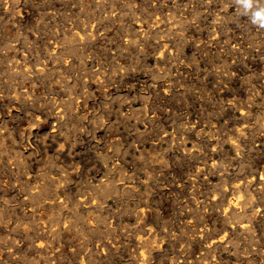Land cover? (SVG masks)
<instances>
[{"label": "rangeland", "instance_id": "1", "mask_svg": "<svg viewBox=\"0 0 264 264\" xmlns=\"http://www.w3.org/2000/svg\"><path fill=\"white\" fill-rule=\"evenodd\" d=\"M263 172L236 0H0V264H264Z\"/></svg>", "mask_w": 264, "mask_h": 264}, {"label": "clouds", "instance_id": "2", "mask_svg": "<svg viewBox=\"0 0 264 264\" xmlns=\"http://www.w3.org/2000/svg\"><path fill=\"white\" fill-rule=\"evenodd\" d=\"M236 3L241 6L244 14L250 13L251 22L264 28V6L260 0H236Z\"/></svg>", "mask_w": 264, "mask_h": 264}, {"label": "bare ground", "instance_id": "3", "mask_svg": "<svg viewBox=\"0 0 264 264\" xmlns=\"http://www.w3.org/2000/svg\"><path fill=\"white\" fill-rule=\"evenodd\" d=\"M96 28V27H95ZM78 34V33H77ZM96 37V36H95ZM80 39V38H79ZM39 45V44H38ZM56 51V50H55ZM244 63V62H243ZM44 68V67H43ZM6 69V68H5ZM19 78V77H18ZM260 78V77H259ZM262 79V78H261ZM32 84V83H31ZM46 107V106H45ZM244 109V108H243ZM249 110V109H248ZM36 111H38V110H36ZM39 112V111H38ZM249 112V111H248ZM40 113V112H39ZM42 116V115H41ZM35 120V119H34ZM240 125V124H239ZM179 129V128H178ZM246 129V128H245ZM205 130V129H204ZM245 132V131H244ZM181 133V132H180ZM180 135V134H179ZM183 138V137H182ZM246 138V137H245ZM187 147V146H186ZM206 148V147H205ZM63 152V151H62ZM107 156V155H106ZM108 157V156H107ZM105 159V158H104ZM70 160V159H69ZM219 160V159H218ZM190 165H192V164H190ZM218 166V165H217ZM224 166V165H223ZM229 172V171H228ZM195 173V172H194ZM264 173V172H263ZM197 174V173H196ZM243 174H244V171H243ZM235 176V175H234ZM253 176V175H252ZM262 176V175H261ZM229 177V176H228ZM254 177V176H253ZM253 177H251L249 180H252V178ZM263 177V176H262ZM207 178V177H206ZM227 178V177H226ZM237 178V177H236ZM194 179V178H193ZM257 179V178H256ZM255 179V180H256ZM237 180V179H236ZM197 181V180H196ZM208 181V180H207ZM226 181V180H225ZM224 181V184H226V182ZM233 181H235V180H233ZM264 181V180H263ZM112 182V181H111ZM200 182V181H199ZM230 182V181H229ZM237 182H239V181H237ZM241 182V181H240ZM253 182V181H252ZM257 182V181H256ZM222 183H223V180H222ZM228 184V183H227ZM231 184V183H230ZM245 184V183H244ZM243 185V184H242ZM246 185V184H245ZM251 185V184H250ZM236 186V185H235ZM244 186V185H243ZM113 188V187H112ZM232 188H233V186H232ZM231 188V189H232ZM239 188V187H238ZM246 188H248L247 186H246ZM245 188V192H246V189ZM243 190H244V188H242ZM225 190V189H224ZM230 190V189H229ZM235 190V189H234ZM237 190V189H236ZM241 190V189H240ZM227 191V190H226ZM238 191V190H237ZM229 192V191H228ZM232 192V191H231ZM235 193V192H234ZM240 193V192H239ZM217 196V195H216ZM228 196V195H227ZM221 197V196H220ZM235 197V196H234ZM247 197V196H246ZM215 198V197H214ZM218 198V197H217ZM233 198V197H232ZM221 199H222V197H221ZM242 199V198H241ZM256 199V198H255ZM206 200V199H205ZM224 200H225V198H224ZM240 200V199H239ZM250 200V199H249ZM63 201V200H62ZM214 201V200H213ZM220 201V200H219ZM226 201V200H225ZM229 201H231V200H229ZM247 202V201H246ZM239 203V202H238ZM248 203V202H247ZM228 204V203H227ZM242 204V203H241ZM230 205V204H229ZM237 205V204H236ZM244 205V204H243ZM246 205V204H245ZM231 206V205H230ZM222 207V206H221ZM237 207H238V205H237ZM245 207V206H244ZM56 209V208H55ZM230 209V208H229ZM234 209V208H233ZM238 209V208H237ZM246 209V208H245ZM248 209V208H247ZM222 210V209H221ZM241 210H242V207H241ZM152 211V210H151ZM229 211V210H228ZM236 210L234 209V212H235ZM142 212V211H141ZM233 212V211H232ZM250 213V212H249ZM229 214V213H228ZM234 214V213H233ZM232 214V215H233ZM246 215L247 216H249L248 214H247V212H246ZM245 215V216H246ZM77 216V215H76ZM88 217V216H87ZM151 217V216H150ZM229 217V216H228ZM244 217V215L242 216V218ZM62 218V217H61ZM60 218V219H61ZM243 221H245V219L243 220ZM249 221V220H248ZM246 222V221H245ZM239 223H241V222H239ZM249 223H251V222H249ZM77 224V223H76ZM81 224V223H80ZM244 224V223H243ZM247 224V223H246ZM144 225V224H143ZM249 226V225H248ZM247 226V227H248ZM152 227V226H151ZM112 228V227H111ZM238 228V227H237ZM149 229V228H148ZM190 229V228H189ZM240 229H241V227H240ZM244 229V228H243ZM247 228H245V230H246ZM250 229V228H249ZM166 230V229H165ZM242 230V229H241ZM152 231V230H151ZM237 231V230H236ZM244 231V230H243ZM249 231V230H248ZM255 231V230H254ZM82 232V231H81ZM106 232V231H105ZM147 232V231H146ZM150 232V230H148V233ZM147 233V234H148ZM180 234V233H179ZM254 234V233H253ZM262 234V233H261ZM39 236V235H38ZM227 236V235H226ZM200 237V236H199ZM263 237H264V235H263ZM144 238V237H143ZM221 238V237H220ZM260 238V237H259ZM167 239V238H166ZM222 239H223V237H222ZM221 239V240H222ZM212 241H213V239H212ZM215 241V240H214ZM253 241V240H252ZM252 243V242H251ZM94 244V243H93ZM109 245V244H108ZM72 246V245H71ZM54 247V246H53ZM104 247H106V246H104ZM111 248V247H110ZM182 248V247H181ZM257 248V247H256ZM226 250V249H225ZM236 252H238V251H236ZM74 253V252H73ZM106 253V252H105ZM144 253V252H143ZM142 254V253H141ZM150 256V255H149ZM219 256H221V255H219ZM102 257H103V255H102ZM101 257V258H102ZM190 257V256H189ZM228 257V256H227ZM111 258V257H110ZM109 258V259H110ZM79 259V258H78ZM94 259V258H93ZM204 259V258H203ZM94 260H96V259H94ZM83 261V260H82ZM99 261V260H98ZM77 262V261H76ZM95 262V261H94ZM102 262V261H101ZM209 264V263H208Z\"/></svg>", "mask_w": 264, "mask_h": 264}]
</instances>
